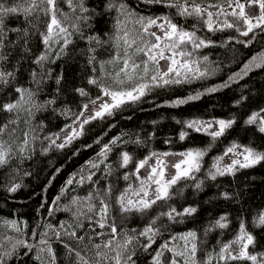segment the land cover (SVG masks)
I'll return each mask as SVG.
<instances>
[{
	"label": "trees",
	"instance_id": "obj_1",
	"mask_svg": "<svg viewBox=\"0 0 264 264\" xmlns=\"http://www.w3.org/2000/svg\"><path fill=\"white\" fill-rule=\"evenodd\" d=\"M19 2L0 0L5 7L17 6ZM195 2L203 8H208L210 4L222 5L227 12L232 11L226 0ZM109 3H115L117 7L109 9ZM121 3L134 15H121L118 10ZM84 5L89 10L87 13L79 9L73 13L66 0H57L58 17L62 20L60 13L67 14L70 21L75 16H87L88 19L78 22L79 32L70 23H65L71 33L68 37L71 43L58 58L63 39L55 38L48 51L49 59L43 67L34 61L46 51L40 33L46 31L48 17L40 13L36 22L38 30L31 28L22 13H10L3 17L2 52L8 58L0 65L5 71H15V79L9 78V85H0V127L6 125L0 132V143L10 150L8 163L0 166V259L3 264H53V257L54 264H83V261L88 264H115L113 257L117 251H122L117 245L123 244L127 236L137 237L124 253L127 256L134 251L135 264H153L156 251L165 242L174 251H164L161 257L163 264H168L172 258L184 264L185 257H174V252L184 251V241L173 240L172 237H179L188 231L197 233V264H204L209 259L218 264H253L243 259L221 260L220 250L224 244H231L232 255L239 253L241 243L232 242L239 235L243 222L246 231L254 237L248 252L258 255V258L264 253V226L254 222L264 212V160L248 168L237 165L234 173L217 175L215 180L210 178L209 172H215L213 165L233 144L264 153V133L259 132L258 122L246 123L254 112L261 115V109H264V67H253L242 79L237 78L235 82H229V86L221 87L252 57H257L259 62V58L264 56V31L256 29L254 34L244 37L234 28L220 30L226 17L214 16V28L217 30L210 32L203 22L206 17H183L177 14L175 8L145 0H84ZM208 10L218 11L215 7ZM140 16H168L179 27L195 30L198 37L211 41L209 46L198 50L186 46L185 50L193 53L191 57H175L181 62L184 59L198 61L200 69L207 70V75L201 78L190 76L185 81L184 70L173 66L181 75L177 77L175 73H170L164 79H180L181 83L163 85L159 77L157 81H152V75L167 72L171 64L167 59L171 52L165 50L166 58L158 60V64L149 61V72L145 76L142 62L147 57L143 53L136 54L135 45L125 55L124 40L117 39L123 37L125 31L129 39L142 35L141 26L136 23ZM117 18L121 21L119 30ZM227 19L234 22L231 16ZM154 27L149 31L156 32ZM14 28L29 29L27 47L30 52L22 50L23 41L18 40V33L11 31ZM89 37H97L100 43L90 41ZM248 40L252 42L247 47L237 42ZM137 43L140 44V41L137 40ZM129 56L141 67L133 74L132 80L121 73L119 79L123 83L118 84L116 74L123 67V60ZM204 56L208 57L207 61L203 60ZM90 57H94L91 62ZM33 71L37 73L36 80L41 81L39 85L32 79ZM58 78H61L59 84ZM93 78L98 84L89 83V79ZM142 83L148 88L139 100L127 101L102 119H90L83 125L82 134L71 143L63 148L56 146L65 142L62 133L80 119L85 111L83 106L103 97L101 86L127 91ZM16 87L29 89L34 96L31 100L25 96L22 106L13 112L2 110L4 104L19 98ZM212 88H217V91H208ZM77 89H83L87 95H80ZM198 93L201 94L199 99L187 100ZM177 100L187 102L175 105ZM66 110L73 114L67 117ZM210 119L235 120V123L215 139L209 133L186 127L189 121ZM75 131L80 132L81 128ZM182 131L187 133L183 140L180 139ZM116 138L119 139L112 145ZM104 145L112 148L106 159L98 155ZM192 149L205 152L200 171L193 173L194 179H180L170 190L171 199L158 201L144 213L120 212L116 197L129 185L133 188L139 186V180L133 175L136 162L152 152ZM123 152H128L133 158L127 167L120 164ZM90 162L99 167H90ZM109 171L111 174H108ZM90 174H93L91 181L88 180ZM126 174L129 175L128 180L124 179ZM69 179L73 180L72 184L67 183ZM199 182H202L201 188L197 189L195 184ZM15 184L20 187L15 192L9 191ZM109 185L112 192L105 198L110 205L109 216L105 227L100 228V204L95 193L99 191L103 195ZM89 193L94 197L92 203L95 210L92 212H88L84 199ZM224 193L229 198H224ZM173 207L177 212L186 207H195L197 211L191 216H177L175 220L160 216L154 225L160 233L151 248L145 251L142 245L148 241L140 237L139 232L160 213ZM221 216L226 217L225 228L217 226ZM11 221L16 222L15 227L9 223ZM113 222L117 228L115 237L108 227ZM73 232L75 236L71 235ZM109 239L113 240V244L111 248H106L104 245ZM97 245L100 247L97 248ZM49 247L51 253L47 251Z\"/></svg>",
	"mask_w": 264,
	"mask_h": 264
},
{
	"label": "snow or ice",
	"instance_id": "obj_2",
	"mask_svg": "<svg viewBox=\"0 0 264 264\" xmlns=\"http://www.w3.org/2000/svg\"><path fill=\"white\" fill-rule=\"evenodd\" d=\"M69 8L72 10L73 13L79 9L82 13H87L89 10L84 5V0H66ZM147 3H155V4H164V6L168 8H175L177 10V14L183 17H195L197 19L204 18V23L208 29V31L213 32L217 29L214 28V16H224L226 17L223 22L220 30L223 29H235L241 36L247 37L250 33L255 32L256 29H261L264 31V0H245V2H241V0H226L228 7L232 9L231 12H227L222 5H208V8H203L200 4L196 3L195 0H192L189 3V0H145ZM57 0H20L17 6L13 7H5L3 3H0V62L7 60V55L3 54L2 49L4 48L3 36H4V21L3 17L7 16L8 14L12 13H22L25 17L27 23L33 29H37V21L40 19V13L44 16L48 17L46 22V31L40 33V38L42 44L45 46L46 51L43 52L41 55L36 57L34 63L43 67V63L49 59L48 51L51 49V43L54 41L55 38H62L63 39V46L60 49L59 55L64 52V49L67 47L68 44L71 43V40L68 37L71 35L69 32L68 27L65 26V23H70V26L77 32L80 31L78 22L81 20H87V16H75L74 20L70 21V18L67 14L60 13V16L63 17V20L58 17V9L56 7ZM117 5L115 3H109L108 8H116ZM217 8V12L209 11V8ZM237 9L239 11H237ZM247 9V10H246ZM252 9H256V12H252ZM118 10L120 11L121 15L127 13L128 16H133L134 13L129 11L125 4L121 3L118 6ZM231 16L234 18V22H230L227 17ZM32 18V19H30ZM159 21H163V23H158ZM136 23L140 24L142 29V35H138L135 38L129 39L128 32H124L123 37H117V39H123L125 47V55H128V49L132 48L135 45L134 52L136 54L143 53L144 56L147 57L143 63V73L146 76L149 72V61L154 64H158V60L165 59V50L171 52V56L167 57L171 61V64L168 67L167 72L160 74L157 72L156 74L151 76L152 81H157L158 77L162 80L163 85H167L170 83L179 84L182 81L180 79H164L170 73H175L178 77L181 75L179 69L184 70V80L187 81L190 76L191 78H201L207 75V70L202 71L199 67V62L196 60L184 59L182 62L177 60L175 57L178 55L180 57H191L192 52L186 51V46H191L193 50H198L201 47H207L212 42L207 41L203 38L197 36L196 31H188L179 27L177 24L173 23L172 20L168 16H161V17H137ZM117 28L119 30V26L121 21L117 18L116 21ZM153 26L161 29L163 31V35H157L156 32H150L149 29ZM11 31L18 33V40L23 41V45H18L22 47L24 52H30L31 49L27 47L29 43V29L28 28H14ZM33 35L35 33H32ZM149 38H154V40H150ZM255 35H253V39ZM90 41H95L100 43L97 37H89ZM137 40L140 41V44L137 43ZM163 42V47H161V43ZM238 43L244 44L247 47L251 44L252 40L248 41H237ZM142 45V46H141ZM179 50V51H177ZM94 57H90L91 60ZM119 59V57H117ZM204 61L208 60L207 56L203 57ZM257 57H252V59L244 64L243 68L240 72H237L229 77L228 82H225L221 87L229 86V82H235L237 78H243V76L248 75V73L255 68L264 67V56L259 58V62H257ZM173 66H178L173 67ZM141 67V64H138L132 61L131 56L127 59L123 60V67L120 68V71L116 74V82L118 84H122L123 80H120V74L123 73L124 76L128 80L133 79V74L136 73L137 69ZM37 73L35 71L32 72V79L38 85L41 81L36 80ZM9 78L15 79V71H5L0 65V85H9L10 80ZM62 78V77H61ZM57 79V84L60 83V79ZM143 79V77H141ZM89 83L91 84H98L96 79H89ZM99 86V85H98ZM160 86V85H158ZM102 87L103 94L111 98V103H102L99 109L95 112V114L87 119H84L80 125L81 131L77 132L73 130L66 138L65 142L59 145H56L58 148H63L67 144L71 143V141L76 138L77 136L82 134L83 125L87 124L90 119H97L103 118L105 115H111L113 110L119 108L121 105L126 103L127 101L135 102L139 100L144 94L145 90L148 88L147 84H139L137 87H134L130 90H120L115 91L108 87ZM80 95L84 96L87 93L83 89H77ZM208 91L214 92L217 91V88L209 89ZM15 92L19 94V98L14 102H9L3 105L2 110L7 112H13L22 106V103L25 101V96L29 100L32 99L34 93L22 87H16ZM201 94L198 93L195 96H189L187 100H194L199 99ZM186 100H177L174 102L175 105L186 103ZM48 103H54V101H49ZM95 104V101H92ZM239 103V101L237 102ZM84 109H87L88 105L85 104ZM264 112V109H261ZM83 115V113H81ZM259 124L258 130L261 133H264V116H261L260 113L254 112L246 121L247 124ZM235 123V120H217L215 124L218 125V130L209 133L213 139L218 138L224 134V132L231 128L232 125ZM212 126L211 123H205L198 120L189 121L186 124L187 128L194 129L195 131L199 132L202 129L207 130ZM3 127H6L3 126ZM3 127H0V132H3ZM187 135L186 132L180 133V139H185ZM119 138L114 139L111 144H116ZM27 142V141H25ZM52 143L55 144V140H52ZM139 143V141H137ZM238 145L233 144L229 147L225 153H234ZM112 148L110 145H104L101 152L98 154L103 158H107V154L111 152ZM23 151V149H21ZM10 150H6L3 143H0V166H3L8 163L10 159ZM169 155H179L182 159L179 162L175 163L173 167L176 169L175 175L171 177V179H166V161L163 157H167ZM205 155V152L200 149H192L186 152L181 153H156L152 152L149 156L145 157L142 160H139L135 164V172L133 175L139 180V186L137 188H133L131 185L128 186L123 192L120 193L118 197H116V203L119 205L120 212L123 213H131V212H140L144 213L152 208L158 201H167L171 199V188L173 185L177 184V182L184 178V179H194L193 173L199 172L201 168V159ZM243 162L240 160H233L231 165L226 166L225 168L221 169L219 163L213 165L215 168V172H209V176L212 180L216 179L217 175H225L226 173H234L236 170V165H239L240 168H248L252 167L255 164L259 163L260 161L264 160V153L256 152L254 149L250 147H244L243 153ZM155 159L154 165H149V161ZM222 159V158H218ZM132 156L128 152L121 153L120 164L121 167H127L130 163H132ZM102 162V161H101ZM145 166L149 167V172L146 177H140V169L145 168ZM90 167L98 168L99 165L90 162ZM108 174H111L110 171ZM92 175L88 176V180L91 181ZM125 180L129 179V175L126 174L124 176ZM68 184H72L73 180L69 179L67 181ZM202 182L196 183L195 187L197 189L201 188ZM153 185L155 187L153 188ZM20 187L19 184L13 185L9 191L15 192ZM112 192V188L109 185L103 195L99 191L95 193V198L99 200L100 207L98 209V215L100 220L98 221V225L100 228H104L110 211V205L105 202V198L109 197ZM131 193V195H129ZM224 198H229L227 193H224ZM132 197H137V199H133ZM93 194L89 193L87 197L84 199L87 201V210L88 212H92L95 210V205L92 203L93 201ZM76 203V201H73ZM197 209L195 207H186L183 209L182 212H177V210L173 207L170 208L168 212H162L157 217H155L147 226L144 227L142 231L139 232L140 237H144L147 239L148 243L142 245L144 250L147 251L151 248L152 244L155 243L156 237L159 235L160 230L154 227L156 220L160 218V216H167L170 220H175L177 216H191L196 213ZM226 221V217L221 216L220 219L217 221V226L220 228L227 227V224L224 222ZM258 226H264V212L260 213L254 221ZM12 224L13 227L16 226L15 221L9 222ZM110 228L111 234L115 237L117 232V228L115 222L108 225ZM135 231V230H133ZM71 235L75 236L76 233L73 232ZM137 239V237L127 236L124 240L123 244H118L117 248L122 249V251H117L116 255L113 257L115 264H135L133 261V255L135 254L134 251L127 256L124 255L125 252L128 250V246L133 243V240ZM173 240L180 239L184 241V251H176L174 252V257H185L184 264H197L195 259L197 253V233L195 231H188L180 235L179 237L173 236ZM22 243V242H21ZM41 243H45L41 241ZM232 243H241V247L239 253L237 255H232L230 252L231 244H224L220 250V259H232V260H249L252 261L253 264H264V253L258 255L250 254L248 252L249 245L254 243V237L248 233L245 229V225L243 222L240 224V231L239 235L237 236L236 240ZM113 244V240L109 239L104 247L111 248ZM97 248L100 245L96 246ZM167 250L169 252L174 251L172 248L169 247V244L165 242L161 245L160 249L156 251L155 256L153 257V264H163L161 257L164 254V251ZM49 253L52 252V249L49 247L47 249ZM227 253V256L225 255ZM187 254V255H186ZM79 255V253H77ZM82 259V258H81ZM0 264H3V260L0 259ZM53 264H54V257H53ZM83 264H88L87 261H83ZM168 264H180L175 258L169 260ZM208 264H211L210 259Z\"/></svg>",
	"mask_w": 264,
	"mask_h": 264
},
{
	"label": "rangeland",
	"instance_id": "obj_3",
	"mask_svg": "<svg viewBox=\"0 0 264 264\" xmlns=\"http://www.w3.org/2000/svg\"><path fill=\"white\" fill-rule=\"evenodd\" d=\"M158 23H163V21H159ZM155 31L158 33V35H163V31L159 28H157L156 26L154 27ZM161 47H163V42L161 43ZM111 98L108 96L103 95V97L96 101L95 104H90L88 105L87 109H85V111L83 112V115H81L80 119L73 124L70 129L65 130L62 133L63 136V140L65 141V138L73 132V130H79L80 129V125L83 122L84 119H87L91 116H93L95 114V112L99 109L100 105L102 103H111ZM73 114L72 111L66 110L65 115L67 117L71 116ZM261 116H264V112H262ZM198 121H202L205 123H211L212 126L210 128H208L206 131L205 130H201V132H205V133H211L213 131L218 130V125L215 124V121H217V119H210V120H198ZM243 149L244 148H240L237 147L234 153H228L227 155H222L219 159L218 163L221 169L225 168L228 165L232 164L233 160H240L241 162H243V155H240V153H243ZM188 151V150H187ZM181 152H186V151H181ZM181 152H168V153H181ZM163 159L166 161L167 167L165 169L166 171V179H171V177L173 175H175L176 173V169L173 167V165L177 162H179L180 159H182V157H180L179 155H169L167 157H163ZM155 164V159H152L149 161V165H154ZM237 166V165H236ZM149 167L145 166V168L140 169V173L139 175L143 178L146 177L148 175L149 172ZM155 187V185H153V188ZM209 261H205L204 264H208ZM211 264H218L217 262H212L210 260Z\"/></svg>",
	"mask_w": 264,
	"mask_h": 264
}]
</instances>
